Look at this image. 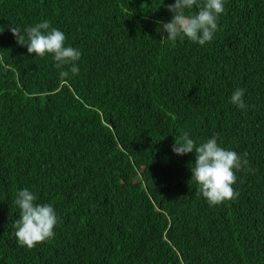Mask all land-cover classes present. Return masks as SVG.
Wrapping results in <instances>:
<instances>
[{
  "label": "trees",
  "instance_id": "obj_1",
  "mask_svg": "<svg viewBox=\"0 0 264 264\" xmlns=\"http://www.w3.org/2000/svg\"><path fill=\"white\" fill-rule=\"evenodd\" d=\"M173 2L0 0V264H264V0H226L204 46L161 41ZM44 19L80 49L77 76L10 31ZM182 132L249 161L232 199L197 195ZM25 187L59 217L33 248L13 227Z\"/></svg>",
  "mask_w": 264,
  "mask_h": 264
},
{
  "label": "clouds",
  "instance_id": "obj_2",
  "mask_svg": "<svg viewBox=\"0 0 264 264\" xmlns=\"http://www.w3.org/2000/svg\"><path fill=\"white\" fill-rule=\"evenodd\" d=\"M225 3L226 0H174L167 4L171 19L158 21L161 41L187 39L204 46L214 39L218 31V20L225 12ZM10 31L18 44L26 46L28 54L40 57L50 55L56 68L67 67V71L60 72L61 77L79 74L80 49L67 44L65 33L51 26L47 19L23 30L19 26H10ZM164 33L167 35L164 36ZM244 97L245 89L238 87L232 92L229 102L243 110L246 108ZM172 152L177 156L195 154L191 181L196 183L197 195L202 196L210 206L233 198L236 171H251L249 161L236 151L223 147L215 135L198 142L188 132H182L179 139L176 137ZM13 203L19 213L13 227L21 246L33 248L54 235L59 217L52 204L39 203L27 187L16 191Z\"/></svg>",
  "mask_w": 264,
  "mask_h": 264
}]
</instances>
